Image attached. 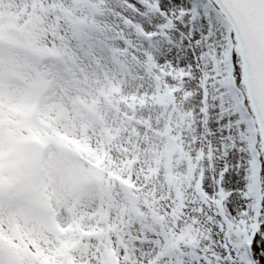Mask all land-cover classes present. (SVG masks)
<instances>
[{
  "label": "rangeland",
  "instance_id": "rangeland-1",
  "mask_svg": "<svg viewBox=\"0 0 264 264\" xmlns=\"http://www.w3.org/2000/svg\"><path fill=\"white\" fill-rule=\"evenodd\" d=\"M146 5L0 0V264L211 254L199 96Z\"/></svg>",
  "mask_w": 264,
  "mask_h": 264
},
{
  "label": "snow or ice",
  "instance_id": "snow-or-ice-1",
  "mask_svg": "<svg viewBox=\"0 0 264 264\" xmlns=\"http://www.w3.org/2000/svg\"><path fill=\"white\" fill-rule=\"evenodd\" d=\"M149 5L166 36L165 58L175 54L199 96L204 168L196 189L217 233L204 264H264V0Z\"/></svg>",
  "mask_w": 264,
  "mask_h": 264
}]
</instances>
